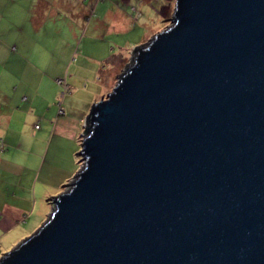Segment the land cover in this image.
<instances>
[{"label":"water","instance_id":"1","mask_svg":"<svg viewBox=\"0 0 264 264\" xmlns=\"http://www.w3.org/2000/svg\"><path fill=\"white\" fill-rule=\"evenodd\" d=\"M169 20L91 104L82 169L0 264H264V0H177Z\"/></svg>","mask_w":264,"mask_h":264},{"label":"crops","instance_id":"2","mask_svg":"<svg viewBox=\"0 0 264 264\" xmlns=\"http://www.w3.org/2000/svg\"><path fill=\"white\" fill-rule=\"evenodd\" d=\"M58 1L3 0L0 9V242L48 220L54 210L49 198L79 170L77 141L91 104L123 61L105 55L103 41L80 39L79 23L62 21ZM59 79L72 89L65 109ZM42 156L44 182L25 184L29 163Z\"/></svg>","mask_w":264,"mask_h":264},{"label":"rangeland","instance_id":"3","mask_svg":"<svg viewBox=\"0 0 264 264\" xmlns=\"http://www.w3.org/2000/svg\"><path fill=\"white\" fill-rule=\"evenodd\" d=\"M2 1L0 0V9ZM57 3L59 11L64 13L62 21H69L71 17L70 20L79 23L80 39L93 37L94 39L90 40H93L92 43L95 44L103 41L107 45L105 55L108 53V56L110 55L114 59L121 58L123 60L121 67L118 68L119 72L116 71L109 77V85L108 87L104 86L102 97H106V92H112V83L114 85L118 83L124 69L134 65L135 49L143 43L151 42L156 35L173 25V20L169 19L175 16L177 6V0H59L54 4ZM74 13L75 15L72 16ZM51 22L50 19L48 24L50 25ZM93 46L96 48L95 45ZM102 53L104 51L97 52V55ZM3 95V93H0V97ZM71 96L72 89H69L64 98L59 100L62 102L66 100L63 106L64 109ZM81 143L77 141L79 150L76 152V166L79 170L74 173L75 176L83 167V165H80L81 157L77 154L82 150ZM43 156L36 160L35 167H31V162L29 163L28 171L32 174L25 173L27 177L25 184L28 185L31 182L34 186L37 183L40 187L44 182V172L43 174L41 172L47 166V161L43 162ZM74 178L69 182L70 184L73 183ZM52 197L54 196L49 198V203H53ZM42 225L43 222L38 228H35L34 232ZM25 228L30 229L28 225ZM32 229L14 235H7L5 241L0 242V258L33 234Z\"/></svg>","mask_w":264,"mask_h":264},{"label":"built area","instance_id":"4","mask_svg":"<svg viewBox=\"0 0 264 264\" xmlns=\"http://www.w3.org/2000/svg\"><path fill=\"white\" fill-rule=\"evenodd\" d=\"M59 84L62 85L64 87V91L62 93V97L69 91V86L66 84V81L64 79H59L58 80ZM60 113L63 114L64 113V109L60 108ZM39 128V125L36 127ZM83 139V135L81 137V140ZM80 165H83V163H81ZM1 218V215H0Z\"/></svg>","mask_w":264,"mask_h":264},{"label":"trees","instance_id":"5","mask_svg":"<svg viewBox=\"0 0 264 264\" xmlns=\"http://www.w3.org/2000/svg\"><path fill=\"white\" fill-rule=\"evenodd\" d=\"M70 89V88H69ZM81 142H82V140H81ZM80 164H81V162H80Z\"/></svg>","mask_w":264,"mask_h":264}]
</instances>
